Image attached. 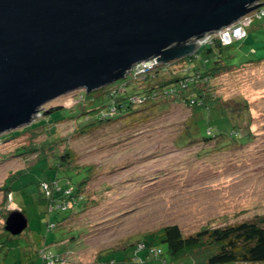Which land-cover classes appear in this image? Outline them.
Returning a JSON list of instances; mask_svg holds the SVG:
<instances>
[{
    "label": "rangeland",
    "instance_id": "rangeland-1",
    "mask_svg": "<svg viewBox=\"0 0 264 264\" xmlns=\"http://www.w3.org/2000/svg\"><path fill=\"white\" fill-rule=\"evenodd\" d=\"M254 23L257 27L253 26L248 37L223 49L228 64L239 66L247 60L264 58V16ZM137 76H132L133 82L130 83L140 91L147 84ZM215 89L218 95L230 102L227 104L235 107L236 99H246L255 118L251 129L257 137L249 144L233 147L231 157H194L201 146L174 147L176 135L192 112L178 102L171 103L167 110L154 113L146 123L132 126L133 129L124 130L120 122H113L89 129L84 135H74L78 127L75 120H56L81 112L80 106L74 108L73 98L84 90L47 103L29 125L1 134L0 203L4 201L2 187L6 178L20 171L8 183L13 195L8 212H23L29 222L21 235H0V240L7 241L2 264H27L30 262L27 254L32 250L38 252L45 246L54 252L71 250L73 253L67 255L69 264H97L100 253L110 249L121 250L129 246L133 236L148 235L170 224H178L188 236L204 227L249 221L263 215L264 62L220 75ZM102 95V91L98 92V96ZM65 108L74 109L69 111ZM48 110L54 111L46 114ZM49 119L51 123L42 132L34 134L37 136L33 142L66 139L58 149L71 150L78 157L77 165L92 169L85 191L92 200L98 199V205L72 217V222L66 225L71 228L88 226L85 231H76L79 233L78 246L74 241L68 244L60 241L64 237V229L49 230V225L62 221L70 211L49 210L42 202L45 191L40 184L49 178L69 175L72 184L76 185L85 174L52 170L44 163L30 166L40 154H19L20 148L33 144L29 138L32 133L26 128L34 123L47 124ZM52 126L56 128L55 135L49 129ZM20 131L26 132L18 137L12 136V133ZM2 208L0 206V232L4 230V216L9 215ZM31 235L34 240L38 239L35 249L26 245ZM159 245L165 251L166 246ZM164 256L173 262L169 255L165 253ZM109 258L113 259L110 264H121L124 255L114 253ZM150 262L164 264L161 258H153ZM38 263L40 260H35V264ZM174 264L193 262L183 259L174 261Z\"/></svg>",
    "mask_w": 264,
    "mask_h": 264
},
{
    "label": "trees",
    "instance_id": "trees-1",
    "mask_svg": "<svg viewBox=\"0 0 264 264\" xmlns=\"http://www.w3.org/2000/svg\"><path fill=\"white\" fill-rule=\"evenodd\" d=\"M233 43L224 45L218 37H214L212 43L204 44L192 56L169 63H159L152 71L136 77H142L147 84L140 91L134 89V83H130L133 82L132 76L130 77L132 80L126 77L124 80L90 94L81 91L77 94L78 97L73 98L74 108L80 106L81 112L56 121L75 120L78 127L74 135L77 136L84 135L89 129L113 122H120L124 130L133 129L138 124L149 121L154 113L167 110L171 103L178 102L186 105L192 112L191 116L184 121L183 129L176 135L173 141L174 147L181 149L201 146L195 151L194 157H231L230 151L233 147L249 144L257 137L251 129L255 118L246 99H236L237 107L227 104L230 102L224 100L216 92V82L222 74L239 70L249 64L264 62V58H262L247 60L239 66L228 64L222 52L225 47L232 46ZM101 91L103 95L98 96V92ZM136 96H141L143 101H135ZM47 122V124L34 123L26 128L32 133L29 138L33 144L20 148L19 154L24 156L40 154V157H36V162L30 166L44 163L46 168L52 170L85 174L76 185L72 184L69 175L49 178L40 184L45 191L42 202L48 206L49 210L70 211V214L63 217L62 221L49 225V230L52 228L64 229V237L60 241L65 244L74 241L78 246L79 233L76 231H85L88 226L75 228L72 226L73 228H71L66 225L72 222V217L98 205V199L92 200L91 195L85 191L92 169L81 168L77 165L78 157L71 150L58 149L62 145V141H66V139H47L42 143L33 142L34 137L37 136L34 134H37L38 131L42 132L51 123V120L49 119ZM54 127L49 129L55 135L57 133ZM25 132H14L12 136L18 137ZM19 173L20 171H17L6 178L2 187L4 201L0 203V206H3L2 209L7 212L9 211V202L13 199V195L12 199H9L12 190L8 183L14 180ZM7 215L4 216V220H7ZM1 234L10 233L4 229L0 232ZM36 242L38 239L34 240L31 235L26 240V245L35 249ZM6 244V240H0V264L5 256ZM159 244L166 246L165 251ZM141 245L142 248H139ZM154 250L160 252L155 255L152 252ZM31 252V254H27V258H30V262L27 264H35L37 259L40 260L38 264H48L45 257L48 253H52L57 259L55 264H69L67 255L73 253L71 250L54 252L46 246L38 252H34V250ZM119 252L124 255L120 261L121 264H151L150 261L153 258H161L164 264H174V261L183 259H190L193 264L264 263V214L249 221L204 227L188 236L183 233L178 224H170L148 235L133 236L129 246H125L121 250L110 249L100 253L96 262L97 264H110L113 259H110L109 255ZM165 253L173 259V262L164 256Z\"/></svg>",
    "mask_w": 264,
    "mask_h": 264
},
{
    "label": "water",
    "instance_id": "water-1",
    "mask_svg": "<svg viewBox=\"0 0 264 264\" xmlns=\"http://www.w3.org/2000/svg\"><path fill=\"white\" fill-rule=\"evenodd\" d=\"M263 7L264 0H0V135L29 125L61 96L125 79L139 63L192 56L199 40ZM28 223L14 211L4 229L17 236Z\"/></svg>",
    "mask_w": 264,
    "mask_h": 264
},
{
    "label": "built area",
    "instance_id": "built-area-1",
    "mask_svg": "<svg viewBox=\"0 0 264 264\" xmlns=\"http://www.w3.org/2000/svg\"><path fill=\"white\" fill-rule=\"evenodd\" d=\"M262 16H264V8L257 9L252 13L242 17L232 26L222 29L217 33L210 34L203 40H199L198 42L200 43V47H202L204 44L212 43L214 37H218L224 45H229L234 41L241 40L247 36L248 28L253 25L254 21ZM158 64L159 62H157L156 59L139 63L132 68L129 74L132 76L138 75L137 77H139L141 74L143 75L144 73L146 74L148 71H151V69L155 68ZM134 100L138 102L143 101L141 96H136ZM9 199H12V194L9 195ZM139 248H142V245L139 246ZM152 252L153 254L157 255L160 251L154 250ZM45 257L48 264H55L54 262L57 260L52 253L46 254Z\"/></svg>",
    "mask_w": 264,
    "mask_h": 264
},
{
    "label": "crops",
    "instance_id": "crops-1",
    "mask_svg": "<svg viewBox=\"0 0 264 264\" xmlns=\"http://www.w3.org/2000/svg\"><path fill=\"white\" fill-rule=\"evenodd\" d=\"M254 24L256 25V23H254ZM254 24H253L250 28H248L247 37H248V33H249V31H250L252 28L254 29V27H255ZM261 25H262V24H261ZM253 26H254V27H253ZM256 27H257V26H256ZM256 27H255V28H256Z\"/></svg>",
    "mask_w": 264,
    "mask_h": 264
}]
</instances>
